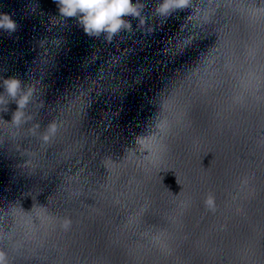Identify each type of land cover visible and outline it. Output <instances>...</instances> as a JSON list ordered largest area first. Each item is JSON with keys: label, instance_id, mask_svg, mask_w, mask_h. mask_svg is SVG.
I'll list each match as a JSON object with an SVG mask.
<instances>
[{"label": "water", "instance_id": "obj_1", "mask_svg": "<svg viewBox=\"0 0 264 264\" xmlns=\"http://www.w3.org/2000/svg\"><path fill=\"white\" fill-rule=\"evenodd\" d=\"M142 2L108 40L0 0V77L35 89L0 111L9 264H264V0Z\"/></svg>", "mask_w": 264, "mask_h": 264}, {"label": "clouds", "instance_id": "obj_2", "mask_svg": "<svg viewBox=\"0 0 264 264\" xmlns=\"http://www.w3.org/2000/svg\"><path fill=\"white\" fill-rule=\"evenodd\" d=\"M62 17H76L84 31L90 35L106 34L111 40L114 34L122 29L131 30V21L126 15L139 17L140 25L145 23L142 0H57ZM192 0H158L155 15L167 18L177 9L191 6ZM17 22L7 12H0V29L15 31ZM0 111H7L8 104L14 101L17 104L13 112L12 121L19 125L28 115L25 109L31 102L34 94L32 84H25L17 76L0 77ZM49 130L55 132L56 124L51 122ZM47 138V137H46ZM0 264H9L7 253L0 250Z\"/></svg>", "mask_w": 264, "mask_h": 264}]
</instances>
